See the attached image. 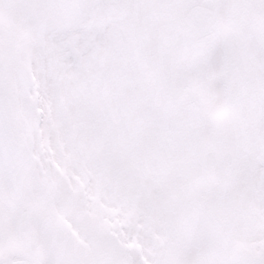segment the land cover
<instances>
[{"label":"snow or ice","instance_id":"6c2138e0","mask_svg":"<svg viewBox=\"0 0 264 264\" xmlns=\"http://www.w3.org/2000/svg\"><path fill=\"white\" fill-rule=\"evenodd\" d=\"M0 264H264V0H0Z\"/></svg>","mask_w":264,"mask_h":264}]
</instances>
